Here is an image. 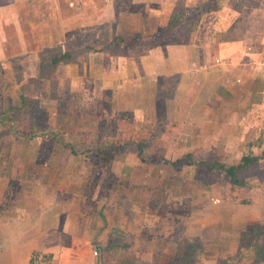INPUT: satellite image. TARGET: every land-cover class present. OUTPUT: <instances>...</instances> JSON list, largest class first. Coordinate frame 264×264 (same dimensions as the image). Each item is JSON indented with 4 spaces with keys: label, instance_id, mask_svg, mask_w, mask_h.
<instances>
[{
    "label": "rangeland",
    "instance_id": "obj_1",
    "mask_svg": "<svg viewBox=\"0 0 264 264\" xmlns=\"http://www.w3.org/2000/svg\"><path fill=\"white\" fill-rule=\"evenodd\" d=\"M24 2L14 11L15 16L13 11L8 17L0 16V108L12 107L20 92L35 101L31 108L15 109L10 114L23 136L8 134L0 138V205L12 206L13 197L22 192L26 206L15 208L18 211L10 208V213L1 212L0 216L20 217L27 230L25 237H37L39 251L32 255L31 264L44 254L46 240L50 245L64 242L63 248L75 249L76 260L87 259L91 264H256L252 245L261 244L264 253V236L240 239L239 229L246 222L264 226V213L260 215L255 207L264 208V146L258 151L225 150L220 134L205 136L199 127L198 148L190 155L192 164L174 168L170 164L185 152L163 141L155 145L144 142L148 137L142 136L138 126L127 124L130 134L121 127L120 137L138 140L142 146L133 143L125 148L112 165H100L95 154L90 158L72 155L66 144L73 142L77 150L85 149L86 143L79 140L81 132L92 127L97 117L91 101L100 95L103 86L99 81L93 85L94 79L105 75L115 78L113 60L120 62L121 48L108 37L113 23L104 21L112 20V16L104 6L98 9L99 14L88 7L84 20L76 18L74 23H65L60 17L71 11L62 5L64 0L59 1L60 7H54L53 0ZM179 11L188 13L184 8ZM74 14H79V7ZM191 34L199 41V34ZM108 40L110 43L105 45ZM17 43L21 49L14 53ZM91 43L103 46L93 67L86 49ZM63 46L81 48V55L74 56L80 61L53 70L48 58ZM103 57L110 58V62L103 63ZM90 84L91 88H83ZM123 88L120 106L129 109ZM161 110L165 109L158 108ZM258 123L263 127L264 142V116ZM33 126L41 132L43 128L61 131L55 138L57 143L52 134H33L31 139L29 130ZM168 134L170 140L175 138L172 132ZM245 155L260 157L247 170L237 173L246 181L245 186L232 184L223 171L208 173L199 163L238 164ZM75 177L80 180L75 182ZM244 199L253 204L242 205ZM52 207L64 226L45 234L42 218L52 219ZM227 223L232 228L220 231V225ZM66 249L45 253L52 256L46 264H61ZM5 251L6 244L1 242L0 256L4 257ZM20 251L25 254L24 249Z\"/></svg>",
    "mask_w": 264,
    "mask_h": 264
},
{
    "label": "crops",
    "instance_id": "obj_2",
    "mask_svg": "<svg viewBox=\"0 0 264 264\" xmlns=\"http://www.w3.org/2000/svg\"><path fill=\"white\" fill-rule=\"evenodd\" d=\"M24 1L27 0H9L7 4L0 1V16L8 17L12 11L15 16L16 8L27 3ZM59 1L53 0L54 7H60ZM63 3L71 12H67L66 16L61 15L62 22L74 23L76 18L78 21L84 20L88 7H93L95 13L99 14L101 10L98 9L104 6L112 16V20L104 21L113 23V37L129 36L139 40L137 43L116 41L121 49L119 64L113 60L115 78L97 76L93 81V85L99 81L103 86L100 95L94 94L91 101L93 113L97 111L95 113L116 118L119 132L122 133L121 127H125L130 134L131 129L127 128V124H134L133 128L137 125L142 136L148 137L144 142L150 141L151 145H155L163 141L165 145L185 152L183 156L192 154L198 148L196 132L199 127L203 128L205 136L220 134L221 142L226 145H223L225 150L258 151L264 146L263 127L258 123L259 118L264 116V0H64ZM78 7L79 14L75 15V8ZM182 8L187 9L186 15L181 10L177 12ZM192 32L200 35L199 41H195L196 36L191 37ZM173 36L182 40L173 42ZM109 43L108 40L105 45ZM13 47L16 50L14 53H17L21 44H14ZM72 48L76 49H68ZM62 50L67 49L63 46ZM74 53V56L79 55L75 50ZM101 53L88 51L90 66L97 63ZM102 59L103 63L106 60L110 62V58ZM217 60L219 64H216ZM79 61L74 58L72 63L60 66H71ZM168 77L179 78L173 98L161 96V81ZM122 86L127 91L126 105L129 109L120 106ZM158 108L165 110L158 111ZM159 120L163 125L160 129L162 133L155 138L152 133ZM201 120H204L203 124ZM170 132L175 135L174 139L168 138ZM251 134L254 136L249 137ZM178 135L185 137L177 139ZM127 140L139 142L132 138ZM200 142L204 143V140ZM210 203L208 201L207 205ZM241 204L251 206L253 203ZM255 207L263 215L262 205ZM54 209L52 207L50 213L52 219L42 218L45 234L59 231L64 226L60 215L56 216L58 211ZM22 221L20 217L0 216V243L6 244V254L0 256V264H31L32 255L39 251L37 237H25L27 230L22 226ZM259 223L241 224L240 239L245 235L247 225ZM220 226L219 230L223 232L232 228L228 223ZM46 242L44 254L66 249L63 248L64 242L52 245L48 240ZM22 249L25 250L24 255L20 251ZM66 252L61 262L57 257L58 263L91 264L87 259L76 260L73 255L75 249L69 248ZM44 254L39 255L40 259L35 264H46L52 257ZM261 255L263 257L258 259L255 253L256 264H264V254Z\"/></svg>",
    "mask_w": 264,
    "mask_h": 264
},
{
    "label": "trees",
    "instance_id": "obj_3",
    "mask_svg": "<svg viewBox=\"0 0 264 264\" xmlns=\"http://www.w3.org/2000/svg\"><path fill=\"white\" fill-rule=\"evenodd\" d=\"M1 3L7 4L9 3V0H0ZM64 14V16H66ZM174 37V36H173ZM176 38V39H175ZM182 39L180 37H174L172 39L173 42H180ZM110 41H119L121 43H137L139 40L136 37H129V36H114L113 37V29L111 31V36H110ZM109 41V42H110ZM86 49L90 52H96V51H101L103 49V46H96L94 44H88L86 45ZM74 50L75 52H78L79 55H81V48L78 46L76 49H67L65 51L59 50L56 53H53L49 56L48 61L51 65V68L53 70H56L60 65L62 64H70L74 61ZM179 83V78L176 77H168L164 78L161 81V96L165 98H173L177 87ZM23 92H20L18 100H16L13 104L12 107L5 109V108H0V138L6 137L8 134H12L13 137H22L23 134L18 131L15 128V125L13 123V118L10 114L17 109V110H23L26 108H31L34 105V99H32L29 96H26ZM55 96V95H53ZM97 116L93 122H91V126L89 129L84 130V132H81V139L80 143H86V148L81 149L79 147V150L76 149V147L73 146L72 143L66 144L70 150L72 155L77 156V155H84L87 158L92 157L93 154L98 156L100 158V165L104 167H108L112 165L115 162V158L118 156V154L123 151L126 147L129 145H132L133 141L124 139L123 137L121 138L119 135L118 131V121L116 118H111L107 115H104V113H95ZM161 126L162 122L159 120L157 124V128L155 131L152 133V136L155 138H159L161 135ZM42 131H38V128L36 127H31L29 130L30 132V137L33 139V134H36V136H47L49 134H52L53 140L57 143V140L55 139L58 135L61 134V131H58L57 129H51V130H45V128L42 129ZM138 148H141L142 143L138 142L136 143ZM191 154L185 155L181 157L180 159H177L175 162H172L170 165L174 168H180L184 164L190 165L192 164L191 160ZM260 157L254 156L250 157L249 155H245L240 163L234 164V165H228L226 163H221V162H199L202 164L206 171L208 173H212L215 171H223L226 175L229 176L230 182L232 184L238 185V186H245L246 181L243 179H240L238 176V172L243 170V169H248L254 163L258 162ZM170 163V162H169ZM100 175V173H97ZM80 180L79 177H75L74 181L78 182ZM24 194L22 192L16 194V197H13V201L11 203L12 206H6L5 204L0 205V213H10L9 209L10 208H17L21 209L24 208L26 205V202L24 201ZM24 199V200H23ZM5 202V201H4ZM252 201L250 199H244L242 200L241 203H246L249 204ZM16 210V209H15ZM184 213H186L184 211ZM13 215H15V211L13 212ZM153 232V231H152ZM151 232V233H152ZM243 235V234H242ZM157 233L155 232V237H157ZM253 236L258 237V236H264V226L262 224H252V225H247L246 230H245V235L243 236L244 239H252ZM198 245V244H197ZM252 245V243H251ZM254 248V251L256 253V258L261 259L263 257L260 254L262 253V246L261 244H255L252 245ZM140 252H142V249H140ZM177 255V254H176ZM178 256V255H177ZM176 256V257H177ZM255 258V261H256ZM176 259V258H175Z\"/></svg>",
    "mask_w": 264,
    "mask_h": 264
},
{
    "label": "built area",
    "instance_id": "obj_4",
    "mask_svg": "<svg viewBox=\"0 0 264 264\" xmlns=\"http://www.w3.org/2000/svg\"><path fill=\"white\" fill-rule=\"evenodd\" d=\"M219 63H220V61H219V60H217V61H216V64H219Z\"/></svg>",
    "mask_w": 264,
    "mask_h": 264
}]
</instances>
